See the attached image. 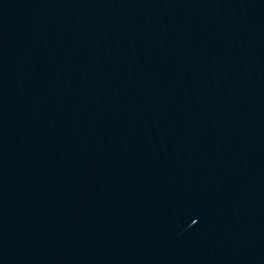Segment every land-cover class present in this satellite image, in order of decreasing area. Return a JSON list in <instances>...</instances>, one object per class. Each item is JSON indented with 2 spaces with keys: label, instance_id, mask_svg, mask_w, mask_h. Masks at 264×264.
Returning a JSON list of instances; mask_svg holds the SVG:
<instances>
[{
  "label": "water",
  "instance_id": "obj_1",
  "mask_svg": "<svg viewBox=\"0 0 264 264\" xmlns=\"http://www.w3.org/2000/svg\"><path fill=\"white\" fill-rule=\"evenodd\" d=\"M0 264H264V0H0Z\"/></svg>",
  "mask_w": 264,
  "mask_h": 264
}]
</instances>
